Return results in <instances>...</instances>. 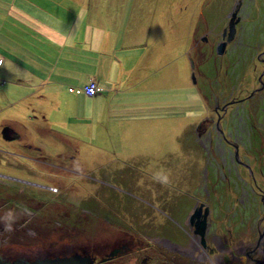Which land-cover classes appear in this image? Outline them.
I'll list each match as a JSON object with an SVG mask.
<instances>
[{
	"label": "rangeland",
	"instance_id": "1",
	"mask_svg": "<svg viewBox=\"0 0 264 264\" xmlns=\"http://www.w3.org/2000/svg\"><path fill=\"white\" fill-rule=\"evenodd\" d=\"M55 1L65 3V0ZM197 1L184 0L181 11L178 7L174 10L173 16L183 24V40L175 45L173 59H177L173 61L168 58V47L172 44L161 43V49L167 44L168 47L164 48L165 59L154 60L156 70H151H154V77L158 74L155 81L147 82L140 69L131 71L135 58L126 59L124 72L121 70L119 74L126 77V89L115 94V99L111 95L102 110L97 107L102 124L90 128L92 131L105 128L104 134L100 135L102 139L97 140L94 135V138L69 139L63 143L60 136L65 131L73 134L63 121L79 116L86 107L92 109L86 104L70 107L65 94L67 87L63 92L55 91L54 97L51 90L41 88L24 99L18 97L19 91H11L14 97L6 96L5 90L0 91V149H9L8 146L15 144L3 137L2 125L5 123L20 132L23 127L42 121L46 114L50 115L53 123L50 128L54 129L44 132L43 138L37 141L26 138L19 141L21 146L22 143L39 145L41 154L35 167L19 164L17 170L14 168L13 172L6 173L9 168L1 160L7 157L0 153V225L14 224L23 216H33L34 226L56 225L58 235L63 236L58 243L65 239L69 241V245L49 250L56 255L107 252L111 254L109 258L117 257L112 264H152L149 260L152 256H155L153 264H205L196 259L194 262L187 259L186 262H172L170 258L174 255L165 258L164 252L160 255L158 251L165 248L163 241L168 242L169 237L188 232L189 211L186 208L188 205L193 207V197L208 203L205 199L208 184L212 195L209 203L212 228H217L220 240L227 237L233 243L238 242L256 233L259 226L264 228L261 193L248 184L256 179L263 184L261 190L264 193V87L255 91L260 88L259 76L264 71L258 57L264 52V0L241 1L238 9H242V16L246 17L244 38L230 44L223 55L217 54L216 47L239 0H199V4ZM132 2L109 1L117 10L121 8L126 18L132 15ZM144 10L141 7L138 16ZM154 13L147 9L148 18ZM164 14L165 21L172 24L169 5ZM123 18L122 15L121 23H127ZM135 29L140 31L142 28ZM125 31L118 36L120 43L127 45L129 38L125 39ZM149 36L150 33L145 43L151 47ZM129 47H121L119 57ZM104 51L108 53V50ZM175 65L181 71L176 81L169 75ZM174 82L177 89L172 90L170 86H175ZM14 85L9 86L17 87ZM160 85L165 87L164 91L154 88ZM234 100L238 102L233 103ZM171 101L176 102V106H169ZM229 101L233 104L226 111L225 120L217 125L215 107ZM133 117H145L146 125L127 121ZM222 128L231 135L229 140L239 146L240 158L252 164L250 170H244L231 160L234 149L232 145L230 152L227 151L229 147L225 149L219 132ZM108 129L111 135L107 133ZM112 147L127 153L115 156V163L102 165L107 157L98 159L100 156L95 153L98 148ZM129 152L133 154L128 156ZM21 153L27 155L30 150L23 147ZM155 154H160V158ZM44 161L52 164L42 165ZM123 162L126 169L115 171ZM25 172L24 177L14 174ZM146 172L149 175H144ZM158 172L160 176L156 177ZM114 173L118 178L128 175V183L134 185L119 186ZM108 177L110 182H102V178ZM137 178L140 186L136 185ZM243 178L247 180L242 181ZM66 211L72 216L68 221L70 225L76 224L78 236H68L66 232ZM77 215L86 217V222ZM81 222H85V231ZM129 243H132L131 247ZM132 247L139 249L130 252ZM171 251L174 250L171 248ZM38 252L45 254L44 250L34 254Z\"/></svg>",
	"mask_w": 264,
	"mask_h": 264
},
{
	"label": "crops",
	"instance_id": "2",
	"mask_svg": "<svg viewBox=\"0 0 264 264\" xmlns=\"http://www.w3.org/2000/svg\"><path fill=\"white\" fill-rule=\"evenodd\" d=\"M109 1L111 0H65V3H61L55 0H0V60H2L0 91L5 90V95L12 97L14 95L11 91L15 93L19 91L18 97L24 99L33 96L41 88L51 90L54 97L55 91L63 92L66 87L67 90L74 87L76 89L74 92L66 91L65 93L69 106L81 104L92 106L91 110L86 107L79 116H72L69 121H63L67 129L73 130L72 135L65 131L60 136L63 138V143L69 142V139L94 138V135L97 140L103 138L100 135L104 134L105 128L101 131H92L90 128L102 124L101 114L98 113L97 107L102 110L105 103L110 101L111 95H114L115 99V94L126 89L124 87L126 77H120L119 74L121 70L124 72L127 58H135L131 71L134 68L140 69L147 82L155 81L158 76L155 74L154 77L152 73L156 70L153 67L154 60L166 58L164 48L168 47V44L161 49V43L172 44V47H168L170 55L168 58L172 61L177 59H173L176 56L175 45L183 40L181 38L183 24H181V20H179L180 23L177 22L173 12L177 7L181 11L184 0H133L132 15L129 18H126V13L121 11V8L117 10ZM116 1L118 2V0ZM127 1L130 4V0ZM198 2L199 0L197 4H199ZM167 5H169L174 21L172 24L166 22L164 18V9ZM147 6L150 7L147 8ZM141 7H144L145 10L142 15L138 16ZM147 9L155 12L150 18L147 16ZM122 15L124 22L127 23H121ZM135 28L142 29L137 31ZM123 30H126L125 39L129 38L127 45L126 42L121 44L119 40L118 33L122 34ZM139 32L142 34L139 35ZM17 33L19 36H16ZM148 33H150L151 47L147 46L149 43H145ZM127 46H130L129 50L119 57V49ZM171 48L172 50H170ZM104 49L108 50V53H105ZM179 53L181 55V49H179ZM180 55L179 57H181ZM10 65L13 66L10 68ZM180 74L181 71L175 65L171 68L169 75L176 81ZM92 81H95L102 91L94 97H88L81 89ZM12 84L17 87L9 86ZM173 84L175 86H170V89H177L176 83ZM154 88L159 91L165 90L163 85L154 86ZM148 89L150 92V86ZM169 104V106H176V102L172 103L171 101ZM145 119V117H133L127 121H137V123L146 125ZM38 122L40 123L38 124ZM52 124L50 115L44 114L42 121L37 120L33 126L23 127L24 130H20V132L15 130L12 125L6 123L2 125L4 128L9 127L12 132L15 131L13 132L14 139H12L15 144L8 146L9 149H0V153H4L7 157L5 160H1L9 168L6 173L13 172L14 168L17 170L16 167L19 164L27 167L38 165V156L41 154L39 145L32 143L30 146H25L22 143L21 146L19 141H23V138L34 141L42 139L44 132L54 131L53 128H50ZM107 133L111 135L109 129ZM23 147L30 150V153L27 155L21 153ZM123 153H127V151L120 150L118 152L112 147L107 150L98 148V153L95 155L100 156L98 159L107 157L102 165H109L115 163V156ZM130 154L133 153L129 152L128 156ZM150 157L152 158V155ZM155 157L160 158V154H155ZM51 164L47 161L42 162V165ZM124 165L126 163L123 162L114 170L117 172L124 170L126 169ZM26 173L14 174L16 177H24L23 175ZM145 174L149 175L148 172ZM127 176L119 177L122 181H119V178L115 176L119 186L134 185L131 182L128 183ZM159 176L160 172L156 177ZM131 179L134 181L135 177L132 176ZM137 181L136 185L140 186L138 178ZM102 182H110V177L102 178ZM125 188H123L124 192L129 194ZM130 194L132 195V192ZM144 200L141 199V201ZM169 217L176 223L173 215L170 214ZM182 218L180 217V219ZM177 224L181 228V224L179 222ZM169 239L171 238L169 237Z\"/></svg>",
	"mask_w": 264,
	"mask_h": 264
},
{
	"label": "flooded vegetation",
	"instance_id": "3",
	"mask_svg": "<svg viewBox=\"0 0 264 264\" xmlns=\"http://www.w3.org/2000/svg\"><path fill=\"white\" fill-rule=\"evenodd\" d=\"M241 1L239 0L238 3L235 6L241 5ZM237 25H236V34L233 39V41L229 42L226 46L227 47L230 44H233L236 42V40H242L244 38V31H245V21L246 17L242 16V9H238V15H237ZM227 29V28H225ZM224 29V31H225ZM243 29V30H242ZM223 31V33H224ZM228 35L223 38V34L221 37V41L227 40ZM220 41V42H221ZM259 60L264 65V52L262 54H259ZM264 71L259 76V82H260V88L256 89L255 91H259L264 87ZM254 92V91H253ZM255 92V93H256ZM253 94V93H252ZM255 95V94H253ZM252 97V95H251ZM250 98V97H248ZM233 103H236L238 101L234 100ZM240 102V100H239ZM233 103L230 101L227 103H223L221 106H217L216 112H217V125H219L223 119L225 120L224 115L226 114V111L229 109V106H231ZM224 128V127H223ZM220 129V135L222 137L225 149L228 148L227 151L230 152L231 145L233 147V157L231 156V160L235 161L238 165L242 166L244 170H250L252 168V164L246 159L240 158L239 154V146L236 144H233L229 138L231 135H227L226 131L224 129ZM209 134V133H208ZM219 134V133H218ZM231 155V153H230ZM252 171L251 176L254 175ZM242 181L247 180L246 178L241 179ZM250 183L251 187L254 188V186L260 191L261 193V201L264 204V193L261 190V187L263 184H259L256 179H252ZM210 185V184H209ZM206 190V197L205 199L208 201V203H203L202 199L194 198V204L193 207H190L189 205L186 208V211H189L187 214L188 217V224H189V230L187 233L176 234L171 239H169L168 242L163 241L165 248L158 251V254L162 255L164 252L165 258H168L170 254L174 255L170 260L172 262H186L187 260H190L191 262H194L196 260H201L205 264H264V228L260 227L256 231V233L253 232V235L249 236L248 238H245L244 240H239L238 242L233 243L232 239H221L220 240V234H217V228H212L213 218L211 217L212 208L209 206L210 198L212 197L211 192L208 190V184L205 186ZM256 190V189H255ZM258 211H261V209H258ZM67 212V211H66ZM196 212L202 213V215L199 218H195L193 222L189 220V218L194 215ZM207 212V215L205 214ZM67 218L65 219L67 221L66 224V232L68 233V236L77 235L78 233H75L76 224L73 223V225H70L71 223L68 222L71 219L70 212H67ZM206 215V228L204 229V235L202 236L201 233H197V224H200L201 221L205 220ZM78 218H82L86 222V217L77 215ZM24 218L18 219V221L14 222L12 224L11 222L6 225V223H1L0 225V264L7 263V262H17L20 260L33 262L37 259H44L45 257L48 258H65L70 257L73 254H66V255H56L55 253H49L50 249L56 248V246H61L64 244L69 245V241L67 239V242L64 240L61 243V240H63V236L58 235L59 231H57L56 225H51L49 227L45 226H34L33 223V216H23ZM29 219V220H28ZM191 219V218H190ZM84 222V223H85ZM82 229L85 231L84 223ZM54 224V223H52ZM62 225V223H59ZM86 225V224H85ZM182 230V229H181ZM28 236V237H26ZM216 238H219L216 243H213V240ZM163 240H165L163 238ZM84 241V239H83ZM83 244L85 242H82ZM60 244V245H58ZM132 243H129V247H131ZM88 245H90L88 243ZM177 245L176 248H174ZM150 247V244H148ZM231 247L232 249L228 248ZM117 246H115L117 250ZM226 247V248H225ZM114 248V251H116ZM171 248L174 250L171 251ZM132 249V250H131ZM130 249V252H135L136 249H139L137 247L136 249L132 247ZM146 249H149L146 246ZM44 250V252H38L36 251ZM106 250V248L104 249ZM88 251V250H87ZM113 251V250H112ZM141 253L138 251V254ZM45 255V256H43ZM74 255H80L82 257L91 256L94 260V264H112L116 262V258H109L111 254H108L107 252L101 253H93V252H84V253H77ZM144 255V252H143ZM42 256V257H40ZM197 257V258H196ZM152 264L155 261V256L150 257L149 259Z\"/></svg>",
	"mask_w": 264,
	"mask_h": 264
},
{
	"label": "water",
	"instance_id": "4",
	"mask_svg": "<svg viewBox=\"0 0 264 264\" xmlns=\"http://www.w3.org/2000/svg\"><path fill=\"white\" fill-rule=\"evenodd\" d=\"M238 7L235 6L234 10L232 11L230 15V21L228 24V28L225 29L223 33V38L228 35L227 40L221 41L217 47H216V52L218 55H223L226 51V46L229 42L233 41L235 34H236V25H237V12H238ZM3 137L5 140H12L14 139L13 132L10 130L9 127H5L3 130ZM200 213L196 212L194 215L191 217V221L197 217L199 218ZM207 215V212L205 213ZM206 215H205V220L201 221L200 224H197V233H203L204 231V224L206 222ZM94 260L92 259L91 256L87 257H82L80 255H72L70 257H65V258H60V257H55V258H44V259H37L33 262H28L24 260H20L17 262H7L3 264H94Z\"/></svg>",
	"mask_w": 264,
	"mask_h": 264
},
{
	"label": "built area",
	"instance_id": "5",
	"mask_svg": "<svg viewBox=\"0 0 264 264\" xmlns=\"http://www.w3.org/2000/svg\"><path fill=\"white\" fill-rule=\"evenodd\" d=\"M2 64V61L0 60V65ZM69 92H74V88H69ZM86 96L88 97H94L97 94H99L102 89L98 87V84L95 81L90 82L88 86H86L84 89L81 90Z\"/></svg>",
	"mask_w": 264,
	"mask_h": 264
},
{
	"label": "bare ground",
	"instance_id": "6",
	"mask_svg": "<svg viewBox=\"0 0 264 264\" xmlns=\"http://www.w3.org/2000/svg\"><path fill=\"white\" fill-rule=\"evenodd\" d=\"M2 61V60H1ZM202 215V213L201 214H199V216H201ZM202 223V222H201ZM206 228V224H204V229ZM201 235L203 236L204 235V231H203V233H201Z\"/></svg>",
	"mask_w": 264,
	"mask_h": 264
}]
</instances>
